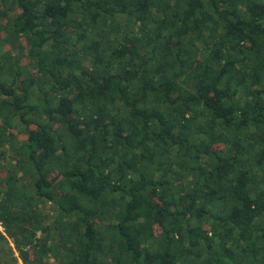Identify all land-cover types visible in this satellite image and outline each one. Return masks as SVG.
I'll return each mask as SVG.
<instances>
[{
    "label": "trees",
    "instance_id": "trees-1",
    "mask_svg": "<svg viewBox=\"0 0 264 264\" xmlns=\"http://www.w3.org/2000/svg\"><path fill=\"white\" fill-rule=\"evenodd\" d=\"M0 264H264V0H0Z\"/></svg>",
    "mask_w": 264,
    "mask_h": 264
}]
</instances>
